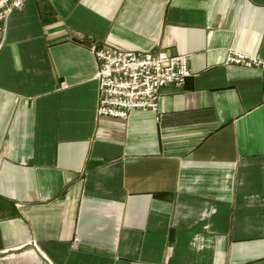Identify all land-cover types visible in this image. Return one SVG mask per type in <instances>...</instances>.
I'll list each match as a JSON object with an SVG mask.
<instances>
[{"label": "crops", "instance_id": "1", "mask_svg": "<svg viewBox=\"0 0 264 264\" xmlns=\"http://www.w3.org/2000/svg\"><path fill=\"white\" fill-rule=\"evenodd\" d=\"M101 43L188 55L191 75L160 89L156 111L97 116ZM230 48L264 60V0L12 10L0 32V254L264 264V76L227 65Z\"/></svg>", "mask_w": 264, "mask_h": 264}, {"label": "built area", "instance_id": "2", "mask_svg": "<svg viewBox=\"0 0 264 264\" xmlns=\"http://www.w3.org/2000/svg\"><path fill=\"white\" fill-rule=\"evenodd\" d=\"M26 1L0 0V32L10 12ZM91 51L97 66V116L124 119L133 110L156 111L160 89L169 84L182 86L191 75L188 55L125 51L104 43L92 45ZM225 63L259 69L264 76V60L257 56L230 48ZM30 245L35 247L33 242Z\"/></svg>", "mask_w": 264, "mask_h": 264}, {"label": "rangeland", "instance_id": "3", "mask_svg": "<svg viewBox=\"0 0 264 264\" xmlns=\"http://www.w3.org/2000/svg\"><path fill=\"white\" fill-rule=\"evenodd\" d=\"M28 252H34L31 246H26L21 250L14 252L10 251L1 253L0 264H33V262L24 254Z\"/></svg>", "mask_w": 264, "mask_h": 264}, {"label": "bare ground", "instance_id": "4", "mask_svg": "<svg viewBox=\"0 0 264 264\" xmlns=\"http://www.w3.org/2000/svg\"><path fill=\"white\" fill-rule=\"evenodd\" d=\"M34 247V246H33ZM36 249V246L34 247ZM37 250V249H36Z\"/></svg>", "mask_w": 264, "mask_h": 264}]
</instances>
